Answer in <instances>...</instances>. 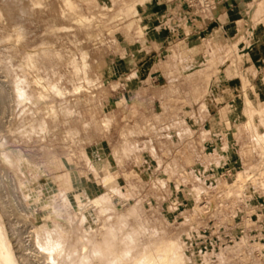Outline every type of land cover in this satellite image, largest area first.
Wrapping results in <instances>:
<instances>
[{
  "label": "rangeland",
  "instance_id": "obj_1",
  "mask_svg": "<svg viewBox=\"0 0 264 264\" xmlns=\"http://www.w3.org/2000/svg\"><path fill=\"white\" fill-rule=\"evenodd\" d=\"M124 1L132 0H78L83 11L94 14L92 21L85 23L62 15L64 0H42L35 9L30 8L29 0H0V212L12 246L19 250L20 258L35 257L40 258L42 264H62V255L55 261L52 256V249L60 242L63 251H69L64 264H72L75 257L70 250L79 252L85 245L86 250L81 254L86 255V264H95L97 254L105 264L116 259L118 253L122 260H131L160 239L175 237L186 264H264V183L261 181L264 173L258 172L264 127L257 129L256 121L251 125L247 123L246 138L238 146L246 158L242 167L228 171V167L220 166L212 176L201 174L198 204H190L185 211L175 205L176 201L158 200L165 187L197 185V179L191 177L172 178L176 173L173 168L165 173L147 172L143 176L139 185L151 191L150 198L157 199L151 203L146 201L148 195L130 201L119 184L107 183L108 178H116L108 171L103 184L97 185L96 171L100 164L95 161L94 150L91 157L85 143L97 138L98 121L109 128L114 116L103 121L101 109H82L95 106L99 99L97 91H103L104 99L99 100L105 101L111 90L127 89V82L111 80V68L106 64L115 54L111 40L119 29H124L125 37L135 23L144 28L149 21L144 23L143 15L150 6L139 12H127L122 9ZM108 3H112V8ZM255 8L254 3L242 17L249 26L258 27L255 34L246 35L245 42L250 41L249 37L257 41L263 37L258 29L264 23V17L259 16L264 12V2L259 3L257 17L252 16ZM17 22L24 28L20 41L12 34ZM63 23L68 25L65 29L56 27ZM233 46L234 43L219 51L207 50L200 55L199 65L193 67L201 76L199 96L195 100L201 111L203 142L208 139L202 125L208 116L207 109L224 104L221 98L215 99L210 90L217 84L218 77L238 72L236 57L244 58L245 53L249 72L264 74V47L249 44L248 49L239 52ZM32 48L36 50L38 71L45 83H51L46 100L36 99L39 88L32 81L33 72L23 63L24 52ZM246 83L253 85L250 81ZM78 85L81 90L76 92ZM156 95L159 105L160 94ZM49 105L58 106V113L46 115L44 111ZM102 110H107L105 104ZM255 116L261 118L264 126V114ZM156 117L159 122L160 115ZM150 125L153 134L158 133V139L169 127L151 122ZM143 131L137 127V137H141ZM136 143L139 144L138 140ZM137 144L136 162L140 160L141 148ZM150 148L156 153L155 147ZM211 148L209 153L208 147H201L200 154L204 157L213 154ZM230 149L233 150L229 146L222 154L217 152V165L224 156L232 154ZM246 168L256 174L250 188L233 187L238 172ZM209 186L216 187L219 193L208 195ZM94 197L100 198V205L89 207V199ZM170 197L181 198V194ZM74 201L84 211L74 218L71 227L58 226L56 216L65 214ZM238 201L249 207L245 220L233 227L220 224L229 203ZM166 219H172V224ZM196 219L198 221L193 222ZM51 227L58 229L55 235H51ZM107 245L114 248H105Z\"/></svg>",
  "mask_w": 264,
  "mask_h": 264
},
{
  "label": "crops",
  "instance_id": "obj_2",
  "mask_svg": "<svg viewBox=\"0 0 264 264\" xmlns=\"http://www.w3.org/2000/svg\"><path fill=\"white\" fill-rule=\"evenodd\" d=\"M261 2L264 0H223L205 12L187 6L186 0H159L156 8L149 7L144 11V23L149 19L144 28L135 23L125 37L124 29L118 30L117 36L111 40V49L115 54L106 64L111 68V80L127 82V89L111 90L105 101L99 100L104 99L103 91H97L99 99L95 106L82 109L87 111L95 107L101 109V116H114L109 128L98 121L95 126L97 138L85 143L91 157L94 150L95 161L100 164L96 171L97 185L103 184L101 182L108 171L115 175L121 192L130 201L148 195L149 199L145 200L151 203L157 199L150 198L151 191L139 185L143 176L147 172L165 173L168 168H173L176 173L172 178L191 177L197 179V185L192 184L188 188H184L183 184H178L180 186L176 188L165 187L163 196L158 200L176 201L175 205L185 211L190 204H198V178L201 174L212 176L220 166L228 167V171L242 167L246 158L238 146L247 135L244 90L254 88L263 105L264 74L249 72L248 54L245 53L244 58L236 57L238 72L218 77L217 84H213L210 90L214 98H221L224 104L207 109L208 116L202 125L208 139L203 142L200 137L201 111L195 100L199 96L201 76L193 67L199 65L200 55L210 49L219 51L233 43L234 49L239 52L248 49L249 44L264 47V23L258 29L263 37L258 41L249 37L250 41L245 42L246 35L255 34L258 27L249 26L242 18L254 3L256 10L252 16L257 17ZM259 16L264 17V12ZM121 50L125 52L121 53ZM189 67L191 71H187ZM248 81L253 85L243 86L242 83ZM157 93L160 94L159 105ZM104 104L106 111L102 110ZM157 115H160L159 122H156ZM150 122L162 127L169 126L165 133L159 135L160 139L157 138L158 133L153 134ZM137 127L144 130L141 137L136 135ZM256 127H264L259 116H256ZM136 144L141 147L138 162L134 160L138 152ZM130 145H133L132 149ZM151 145L156 153H153ZM144 146L149 148L145 149ZM229 146L233 148L232 151L230 149L232 154L224 156L217 165V152L222 154L223 149ZM201 147H208L209 153L212 151L210 147H213V154H206L205 158L200 154ZM218 193L216 187L207 188L208 195ZM180 194L181 198L170 197ZM248 209L243 201L231 202L225 218L219 223L229 227L239 225L245 220ZM166 220L172 224V219ZM184 220L189 221L190 218ZM196 221L198 219L193 220Z\"/></svg>",
  "mask_w": 264,
  "mask_h": 264
},
{
  "label": "bare ground",
  "instance_id": "obj_3",
  "mask_svg": "<svg viewBox=\"0 0 264 264\" xmlns=\"http://www.w3.org/2000/svg\"><path fill=\"white\" fill-rule=\"evenodd\" d=\"M86 2H92L93 0H84ZM42 3V0H29V6L31 9H35L39 7ZM159 3V0H132V1H124L122 5V9L128 11H136L139 12L142 8L146 6L156 8ZM108 7L112 8V3H108ZM61 13L63 16L78 18L79 21H83L85 23H90L94 17V14H88L87 12L83 11L78 3V0H64V7L61 8ZM2 14L0 8V15ZM72 18V19H73ZM68 25L66 23L59 24L56 27L60 29H65ZM51 27V25H50ZM54 27V26H52ZM23 24L21 22H17L13 26L12 34L15 35L16 40L20 41L24 36L23 31ZM36 50L29 49L24 52L23 54V63L25 64L26 68H28L32 73V81L33 83L39 88L36 92V99L39 100H46L48 99V89L51 86V83H45L43 75L38 71L37 64L35 61ZM75 62V59H72ZM243 86L248 83H242ZM76 92L80 91V86H75ZM244 102H245V118L246 123L248 125L253 124L256 121V115L264 114V105H262L261 101L258 98L254 88L244 90ZM45 114H57L58 113V106L56 105H49L45 109ZM111 115H104L102 118L103 121L110 120ZM258 172L264 173V136L261 140V164L258 167ZM256 174L253 173V170L250 169H242L238 172V176L236 180L233 182V187H240V188H250L252 182L255 180ZM261 181L264 183V179L262 178ZM108 184L117 185L119 184L117 178L110 177L107 180ZM89 207L98 206L100 205V198L94 197L89 199ZM88 207V208H89ZM84 209L82 206L77 202L74 201L67 207L65 214L60 216H56L55 220L58 226L67 225L71 227L74 221V218L79 216ZM38 227L34 225V228ZM56 228L51 227V235H55L57 233ZM103 241V240H101ZM105 248L113 249L112 245H107ZM18 250V249H17ZM16 249L12 246L11 238L8 235L6 230L5 222L3 216L0 212V264H42L40 258H28L22 257L20 258L21 254L18 255ZM80 250V249H79ZM86 246L82 247V250L79 252L77 250H70L75 257V261L72 264H75L78 261L83 262L84 264L87 263L86 255H82V252H85ZM69 251H63L61 247V243L57 242L55 247L52 249V256L53 261L57 259L58 255H62L63 259L61 263L64 264L66 261V256H68ZM114 260L109 261L105 264H186L185 255L181 249L180 243L177 238L175 237H167L164 239H160L153 247L148 250H144L141 256H135L131 260H122L121 255L118 253L115 255ZM25 259V260H24ZM95 264H104L103 261L100 260V255H96Z\"/></svg>",
  "mask_w": 264,
  "mask_h": 264
},
{
  "label": "built area",
  "instance_id": "obj_4",
  "mask_svg": "<svg viewBox=\"0 0 264 264\" xmlns=\"http://www.w3.org/2000/svg\"><path fill=\"white\" fill-rule=\"evenodd\" d=\"M221 1L223 0H186L187 6L194 7L205 12L213 9Z\"/></svg>",
  "mask_w": 264,
  "mask_h": 264
}]
</instances>
